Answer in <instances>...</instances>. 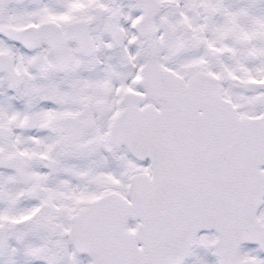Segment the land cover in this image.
<instances>
[{
    "label": "snow or ice",
    "instance_id": "1",
    "mask_svg": "<svg viewBox=\"0 0 264 264\" xmlns=\"http://www.w3.org/2000/svg\"><path fill=\"white\" fill-rule=\"evenodd\" d=\"M0 264H264V0H0Z\"/></svg>",
    "mask_w": 264,
    "mask_h": 264
}]
</instances>
